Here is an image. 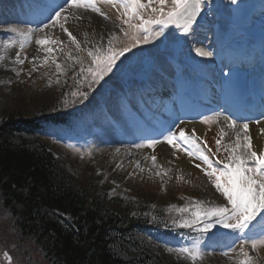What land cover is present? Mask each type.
<instances>
[{
	"label": "rangeland",
	"instance_id": "374dc122",
	"mask_svg": "<svg viewBox=\"0 0 264 264\" xmlns=\"http://www.w3.org/2000/svg\"><path fill=\"white\" fill-rule=\"evenodd\" d=\"M3 1L6 4L13 5V3H17L20 0ZM247 1L239 0L238 4L234 5L230 0H222V8L229 15H236ZM76 15L82 17V19L70 17L66 26L77 37V40L81 42L82 49L93 48L98 44L106 46L110 35H115L118 38L113 46H121L120 41L127 39L121 31V28H124L123 23L117 21L114 16L112 20L105 19L101 16L91 15L88 10L84 9L76 10ZM145 15L148 16L149 13L145 12ZM16 25V23L3 25L0 28L3 29ZM193 32V35L186 37L187 43L193 46V53H195V48L197 47L210 50L212 37L208 34L200 35L195 29H193ZM37 37L62 41L63 44H50L42 47L36 44ZM166 37L176 39V33H169ZM31 38L33 39L31 44L24 51H17L15 49L11 57H7L10 60V64L4 61V65H0V69L7 68V70L6 68L0 70L5 73L4 76L3 73H0V123L8 113H15L17 111L27 113L31 108H46L51 104L55 97L51 92V88L55 84L52 79V72L57 69L56 64H60L63 70L64 68H72L73 63L77 61L75 59L77 56L79 60L83 58L91 64V57L87 55V52H77L75 45L69 42L67 35L61 30L59 25L45 29L44 33H37ZM165 39V37H160L151 39L147 44L138 45L131 53H126L127 57L124 56L118 60L117 67L107 74L102 81L106 82V80H109L114 82L116 79L113 78L123 75L128 67L132 68L137 66L138 63H142L145 59L143 53L145 50L151 52V54L159 53V60L162 66H165L162 54L165 52L167 54L171 53L170 50L162 49L160 46L161 42L165 41ZM85 40H87V43H85ZM47 47H52L54 50L48 53L45 51ZM18 52L21 58L24 59L23 64L15 63V57ZM69 53H71L73 59L68 58ZM46 57L47 62L45 63ZM202 59L207 60L208 58ZM109 81L104 84L105 88L107 85L112 84ZM94 101L93 99H89L87 102L89 107L86 110L89 112V116L85 119L86 125L82 131L85 136V131L88 127L93 129V136L91 137L93 144L91 147L81 149L73 145L64 144L62 146L57 143V146L62 151L61 157L67 163L68 170L72 174L78 176L86 173L88 170L87 173L92 178L96 180L100 178L103 185H111L114 192H117L127 202L133 204L135 211L146 207V210L162 213V211L167 210L169 207H178L183 201L192 202L189 196L182 197L178 193L184 192L186 195L187 193H194L193 191H197L199 194V197L197 196L199 198L198 201L201 202L203 208L229 206L227 205L226 198L215 189L213 180L203 174L200 168L196 167L197 164L194 161L189 157L181 155V152L171 146L168 148V153L153 152L146 156V160L143 157L129 156L123 152L116 154L115 150L108 145V141L112 140L110 137L113 136L111 132H114V129L110 125H106L105 119L102 120L103 114H96L97 111L94 110L95 106L93 105L96 102ZM200 124L204 131L206 128L205 136L208 143L215 145L216 139L221 140L219 152L227 160L228 152L225 151V148L228 143L225 136L221 139L220 132L223 126L220 120L213 122L212 119H209L208 123L201 122ZM76 126L80 127V117L77 120ZM47 127L61 138L73 134L69 128L63 127L57 130L53 125H48ZM153 155L157 157L155 165L150 159ZM138 164L139 167H137ZM141 168H143V171H141ZM173 195V199H168ZM149 198L157 201H144V199L147 200ZM9 223L10 219L8 215L0 208V233L3 234H0V238H4L6 241L9 239L14 249L18 244L10 239L15 231L10 225L8 227ZM2 242L4 243L1 240L0 244ZM201 247L204 250V256L209 259L212 258V264H229L237 254L241 255L240 250H237L235 252L237 254H233L234 252H232V254L229 253L228 256H224L222 249L215 246L211 248L206 242H202ZM14 251L16 252L15 249ZM18 252L17 255H14L17 261L22 259L25 264H41L40 261H35L37 257L36 253L30 262L27 258L22 257L24 253L30 252L29 249L23 247ZM254 253H256V256H261L260 260H264V248H260L259 253L258 250ZM37 260L39 259L37 258ZM12 264L17 263L15 261Z\"/></svg>",
	"mask_w": 264,
	"mask_h": 264
},
{
	"label": "trees",
	"instance_id": "16d2710c",
	"mask_svg": "<svg viewBox=\"0 0 264 264\" xmlns=\"http://www.w3.org/2000/svg\"><path fill=\"white\" fill-rule=\"evenodd\" d=\"M46 114L17 111L0 124V208L18 244L10 252L25 247L22 257L36 253L41 264H189L148 246L138 234L141 215L87 172L74 176L23 124Z\"/></svg>",
	"mask_w": 264,
	"mask_h": 264
},
{
	"label": "snow or ice",
	"instance_id": "6c2138e0",
	"mask_svg": "<svg viewBox=\"0 0 264 264\" xmlns=\"http://www.w3.org/2000/svg\"><path fill=\"white\" fill-rule=\"evenodd\" d=\"M106 3H111L121 12V19L126 28H121L123 35L127 38L125 41H120V47L114 48V42L117 41L115 35H110L107 40V45L98 44L93 48L82 49L81 42L66 26L70 17L82 19L76 15V10L90 9L94 13L108 19L107 15L101 11L96 0H64L63 4H57L49 16V21L38 28L21 29L18 26L8 27L5 29L10 34L24 37L25 39L35 36L37 33H44L45 29L51 28L54 25H59L61 30L67 35L69 42L75 45L77 52L86 51L91 57V65L87 71L91 73L93 84H99L104 77L111 73L117 67V61L125 56L126 53H131L133 49L140 44H147L151 39L166 37V30L169 26H173L179 30V34L188 37L193 35V25L197 24L198 18L202 13L211 7L212 0H104ZM232 4H238L239 0H230ZM145 12L149 15L146 16ZM36 44L40 46L50 44H63L62 41L49 40L47 38H36ZM87 43V40H85ZM15 46V41L5 39L0 43V49L11 48ZM23 51V44L20 45ZM52 47L45 48V51L51 53ZM195 53L198 57L211 58L213 53L203 47L195 48ZM4 56L0 55V61L4 60ZM69 59H73L69 53ZM78 61L79 57H75ZM47 57L45 58V63ZM15 63L23 64L24 59L21 58L18 52L15 57ZM57 69L61 68L60 64H56ZM81 71L85 69L81 68ZM228 75V73H225ZM92 85H90L91 87ZM87 95L86 93L84 94ZM221 117L220 113L212 117L213 122H218ZM223 120L227 122L228 128L235 132V139L228 144L225 151L228 152L227 163L220 161L223 168L214 167L208 163L209 157L201 154L199 157L205 163H208V169L204 170L205 175L213 180L215 189L220 192L227 200L229 206L204 207L201 208V202L195 201V207L191 210L190 218L181 222H175L180 228L194 229L199 233V237L193 239V242L188 246L178 248H168L169 252H176L181 256L188 258L192 264H196L198 259L204 256V250L201 247L202 237L212 232L215 236V230L226 229L236 235V240L239 243L241 255L244 259L240 260L239 264H256L253 257L245 250V246H250L253 251L264 248V231L255 233L254 229L257 224L264 223V150L257 152L253 148L252 138L249 135V122L238 123L231 116H223ZM203 123H208L209 119L205 118ZM257 124L260 121H256ZM243 133V136H241ZM227 135L222 129L220 132L221 139ZM196 136L195 129L187 132L180 129L178 132L169 131L164 135L163 140L154 139L147 145L139 144L137 147H148L155 150L156 145L166 143L177 151L183 150L189 156L193 153L184 145L194 143L193 137ZM199 138L197 137V140ZM216 145L219 149L221 140H216ZM206 144V142H205ZM119 151V150H117ZM209 151H211L209 149ZM215 155V153H213ZM155 165L157 157L151 156ZM139 167V164L137 165ZM197 168L201 165L197 164ZM143 171V168H141ZM159 174V173H158ZM181 212H188V208L180 209ZM212 237H209L211 239ZM224 256H228L229 252L224 251ZM11 262L12 257L5 253Z\"/></svg>",
	"mask_w": 264,
	"mask_h": 264
},
{
	"label": "bare ground",
	"instance_id": "6f19581e",
	"mask_svg": "<svg viewBox=\"0 0 264 264\" xmlns=\"http://www.w3.org/2000/svg\"><path fill=\"white\" fill-rule=\"evenodd\" d=\"M93 15H95V14H93ZM36 23H38V22H36ZM16 45L17 44L15 43V46ZM15 46H13V47H15ZM3 53H4V55H6L5 57L7 59L8 55L13 53V51H11V49H9V48H6V49L3 50ZM0 70H4V69H0ZM0 73H3V72L0 71ZM4 74L5 73H3V76H4ZM167 117H169V116H167ZM219 120H221V119H219ZM260 125L261 124H259L257 127H255V125H253V127H252L251 138H252V142L254 143V145H255V141H254L255 139L261 141L260 137L262 135V129H261ZM223 127H224L225 130L227 129V127H228L227 126V122L223 121ZM180 129H184L186 131H191L192 129H195L196 133H203L202 132L203 131V127L201 126L200 123L186 122V124H181V125H179L177 127V130H180ZM226 133H227L226 137H227L228 142L232 143L234 141V139H235V132L232 129H228L226 131ZM241 136H243V133H241ZM109 145H110V147H112L115 150L116 154H120V152H123V151H126L129 154H131V151L128 149V143H125L124 141H121L120 139L117 142H112L111 141ZM262 147H263V145L260 146L261 149H262ZM253 148H254V146H253ZM117 150H119V151H117ZM146 150L147 149H142V150L136 151L135 153L136 154L140 153L141 155H143V154H146ZM165 150H166L165 145H161L159 147V149H158V151H165Z\"/></svg>",
	"mask_w": 264,
	"mask_h": 264
}]
</instances>
